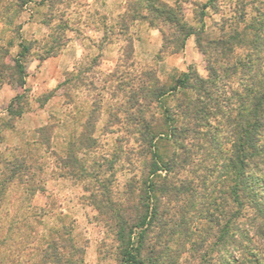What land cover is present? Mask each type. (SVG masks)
I'll return each mask as SVG.
<instances>
[{
  "label": "trees",
  "instance_id": "trees-1",
  "mask_svg": "<svg viewBox=\"0 0 264 264\" xmlns=\"http://www.w3.org/2000/svg\"><path fill=\"white\" fill-rule=\"evenodd\" d=\"M29 2L0 0V39ZM124 3L117 22L120 31H127L128 19L136 16L151 25L168 22L169 30L183 39L170 51L182 49L194 35L206 74L189 66L169 84L150 71L128 80L123 74L116 77L117 92L129 86L122 103L124 131L136 145L126 154L136 152L142 168L138 196L131 189L128 195L137 200L124 204L130 213L117 211L119 264H190L196 253L202 264H264V0H236L233 7L240 13L233 23L224 20L216 35L203 24L205 9L216 8L215 0L189 2L200 7L199 28L187 22L179 3ZM11 43L9 39L0 44V79L8 72L11 83L18 75L14 80L24 88L32 43L19 41L18 53L5 66L1 60ZM167 44L164 40L163 48ZM55 53L48 47L39 58ZM66 82L64 78L61 83ZM19 98L15 95L10 101V114L19 112ZM120 110L110 117L121 119ZM95 144L91 132H73L63 162L74 172L81 170L82 160L75 152ZM51 234L34 247L35 257L21 264H83L82 247L74 243L67 226ZM1 246L7 244L0 241ZM216 249L225 253L215 262L211 252ZM183 253L187 255L181 258Z\"/></svg>",
  "mask_w": 264,
  "mask_h": 264
},
{
  "label": "rangeland",
  "instance_id": "rangeland-1",
  "mask_svg": "<svg viewBox=\"0 0 264 264\" xmlns=\"http://www.w3.org/2000/svg\"><path fill=\"white\" fill-rule=\"evenodd\" d=\"M39 1L26 4L0 39V44L12 42L1 60L5 66L18 53L19 41L32 43L24 88L16 84L18 75L11 83L8 72L0 79V241L7 244L0 247V264H21L34 258V247L42 237L62 225L82 247L83 264H119L117 211L124 216L130 213L124 204L130 198L131 203L137 200L128 195L131 189L138 196L142 168L136 152L126 154L136 145L133 136L124 131L122 103L129 86L117 92L116 77L123 74L128 80L150 71L169 84L189 66L205 75V57L198 51L194 35L185 40L182 49L171 52L172 45L179 46L183 39L169 30L168 22L151 25L136 16L128 19L127 31H120V18L114 14L123 12L125 0L105 2L114 12L111 18L99 15L92 0H51L50 5L47 0ZM163 1L181 4L187 22L200 27L196 4L207 0ZM235 2L215 0L216 8H206V30L216 35L224 20L233 23L240 13L233 7ZM164 40L167 48H163ZM48 47H54L56 53L45 63L50 55L44 59L39 55ZM64 78L67 82L62 85ZM15 95H20L19 112L10 114L8 106ZM117 108L121 119L109 115ZM84 131L91 132L96 144L75 152L82 168L74 172L63 159L71 134ZM224 253L216 249L211 256L216 262ZM201 261L196 253L190 264Z\"/></svg>",
  "mask_w": 264,
  "mask_h": 264
},
{
  "label": "crops",
  "instance_id": "crops-1",
  "mask_svg": "<svg viewBox=\"0 0 264 264\" xmlns=\"http://www.w3.org/2000/svg\"><path fill=\"white\" fill-rule=\"evenodd\" d=\"M111 2L113 0H92V4L94 5V7L96 8V11L98 12L99 15H101L102 17L104 18H111V14H113L114 12H110L109 9L107 8V6L105 5V2ZM118 13V12H117ZM115 17H118L120 16L121 14L118 13V14H114ZM100 31H96V33L98 35ZM104 34L102 33L101 37L103 36ZM186 48V47H185ZM185 50V49H184ZM53 58H55V55H50L48 57H46L44 59V62L47 63L49 61H51Z\"/></svg>",
  "mask_w": 264,
  "mask_h": 264
}]
</instances>
